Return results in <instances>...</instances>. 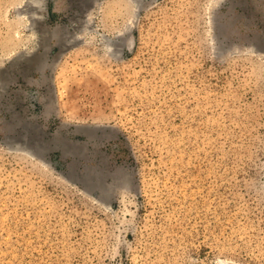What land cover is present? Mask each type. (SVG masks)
<instances>
[{
  "label": "rangeland",
  "instance_id": "1",
  "mask_svg": "<svg viewBox=\"0 0 264 264\" xmlns=\"http://www.w3.org/2000/svg\"><path fill=\"white\" fill-rule=\"evenodd\" d=\"M0 264H264V0H0Z\"/></svg>",
  "mask_w": 264,
  "mask_h": 264
}]
</instances>
